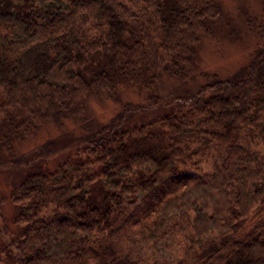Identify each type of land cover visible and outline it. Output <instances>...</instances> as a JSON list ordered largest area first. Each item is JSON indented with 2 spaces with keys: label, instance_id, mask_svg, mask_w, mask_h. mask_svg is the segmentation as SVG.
I'll use <instances>...</instances> for the list:
<instances>
[{
  "label": "trees",
  "instance_id": "1",
  "mask_svg": "<svg viewBox=\"0 0 264 264\" xmlns=\"http://www.w3.org/2000/svg\"><path fill=\"white\" fill-rule=\"evenodd\" d=\"M225 15L222 0H0V170L26 172L13 222L0 203V264H264V21L223 77L198 46ZM93 100L119 111L100 121Z\"/></svg>",
  "mask_w": 264,
  "mask_h": 264
},
{
  "label": "rangeland",
  "instance_id": "2",
  "mask_svg": "<svg viewBox=\"0 0 264 264\" xmlns=\"http://www.w3.org/2000/svg\"><path fill=\"white\" fill-rule=\"evenodd\" d=\"M222 2L226 13L225 19L215 26L212 36L202 40L198 46V53L203 70L227 77L247 65L256 48V40L253 34L247 31L246 22L255 18L264 21V0H222ZM124 96L129 100L136 99L129 90L125 91ZM90 106L93 114L100 121H109L119 111L117 105L108 101L93 100ZM57 134L55 129L47 130L38 142L52 139ZM33 145L28 143L25 149H30ZM0 160L7 162V156L0 153ZM25 173L9 168L0 170V203L3 204L2 212L7 216L8 222L11 220L13 222V217L16 215L10 198L11 188L25 176ZM10 228L16 229L13 225H10Z\"/></svg>",
  "mask_w": 264,
  "mask_h": 264
}]
</instances>
